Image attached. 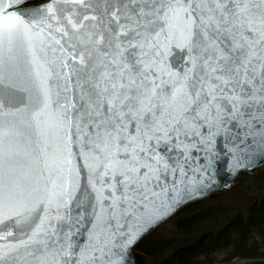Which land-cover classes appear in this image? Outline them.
<instances>
[{
	"label": "snow or ice",
	"instance_id": "1",
	"mask_svg": "<svg viewBox=\"0 0 264 264\" xmlns=\"http://www.w3.org/2000/svg\"><path fill=\"white\" fill-rule=\"evenodd\" d=\"M257 162L264 0H0V264H132Z\"/></svg>",
	"mask_w": 264,
	"mask_h": 264
},
{
	"label": "trees",
	"instance_id": "2",
	"mask_svg": "<svg viewBox=\"0 0 264 264\" xmlns=\"http://www.w3.org/2000/svg\"><path fill=\"white\" fill-rule=\"evenodd\" d=\"M246 178L249 177L243 174L240 183ZM187 222L179 220L178 226L187 227ZM150 236L137 250L153 258L156 264H213L239 256L264 258V198L250 202L244 215L237 213L216 231L202 233L192 241L172 246L170 240L152 243Z\"/></svg>",
	"mask_w": 264,
	"mask_h": 264
},
{
	"label": "rangeland",
	"instance_id": "3",
	"mask_svg": "<svg viewBox=\"0 0 264 264\" xmlns=\"http://www.w3.org/2000/svg\"><path fill=\"white\" fill-rule=\"evenodd\" d=\"M260 198H264V177L246 178L228 194L184 209L156 230L150 236V241L156 243V241L170 240L172 246L192 241L202 233L216 231L235 214L244 215L250 202ZM183 219L188 220L189 226H178V221ZM167 254L166 252L163 255Z\"/></svg>",
	"mask_w": 264,
	"mask_h": 264
},
{
	"label": "water",
	"instance_id": "4",
	"mask_svg": "<svg viewBox=\"0 0 264 264\" xmlns=\"http://www.w3.org/2000/svg\"><path fill=\"white\" fill-rule=\"evenodd\" d=\"M32 0H29V2ZM264 172V163L261 162H257L256 165L254 167H250L249 169H246L242 172L239 173L238 178L235 176H230L227 177L226 180L220 184L217 185L215 188H213L211 191L207 192L202 198L200 199H195L189 202L184 203L182 206H180L171 216H169L167 219H165L162 223H160L157 227H154L147 235H145L140 241L139 243L146 238L148 235H150L151 233H153L154 231H156L160 226H162L164 223H166L168 220H170L172 217H174L177 213H179L183 208L188 207L190 205L199 203L203 200H213L216 199L222 195H224L225 193L231 191L232 189H234L240 179V175L242 173H246L249 176H259ZM138 243V244H139ZM138 244L135 245V247L131 250L132 252V264H155V261L145 255L144 253L138 251L136 248L138 246ZM237 259V258H235ZM232 259L230 261H224V262H215L214 264H231V261L235 260ZM256 259H261V258H256Z\"/></svg>",
	"mask_w": 264,
	"mask_h": 264
}]
</instances>
